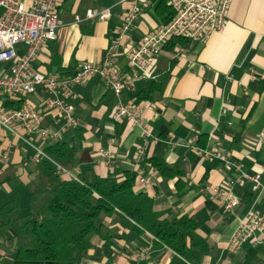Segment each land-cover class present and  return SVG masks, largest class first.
Segmentation results:
<instances>
[{
	"label": "crops",
	"instance_id": "0c3cea01",
	"mask_svg": "<svg viewBox=\"0 0 264 264\" xmlns=\"http://www.w3.org/2000/svg\"><path fill=\"white\" fill-rule=\"evenodd\" d=\"M151 1L129 34L133 43L160 23L155 15L158 0ZM127 7L120 0H61L58 12L63 24L57 38L42 48L33 68L62 78L74 75L84 62L101 64ZM103 9L111 12L108 21L87 18L88 11ZM23 48L22 54L17 51L19 55L26 52ZM116 65L123 75L132 76L125 56L118 57ZM12 66L0 65V74H10ZM154 76L137 81L120 98L123 103L149 101L154 106L143 113L150 137L129 119L115 120L119 100L98 76L73 87L77 98L67 103L75 110L76 127L66 128L56 110L44 112L43 104L50 97L44 87L28 96L43 114L41 127L60 134L57 144L66 146V154L53 158L50 148L56 144L44 141L37 132L0 128V209L13 202L27 204V186L40 176L43 162L62 166L66 170L59 176L62 180H79L82 173L90 172L97 182L107 178L121 182L130 172L137 179L135 192L154 200L159 220L185 216L198 220L196 235L208 243V252L198 264H264V241L258 233L239 248H229L231 236L251 210L264 214V195L253 192L252 182L239 178L234 168L207 160L196 150H214L220 143L222 154L240 165L242 173H260L264 184V144L258 142L264 130V0H232L222 32L206 43L189 41L165 50ZM151 82L159 89L146 98ZM7 102L14 103L13 108L23 103L0 95V105ZM38 149L46 158L36 163L33 158ZM174 165L179 170L161 174V166ZM140 176L149 183L139 184ZM231 181L240 204L227 209V201L215 199L209 189L229 190ZM106 226L109 239L92 236V248L80 264H195L150 233L140 232L134 221L119 212L106 219Z\"/></svg>",
	"mask_w": 264,
	"mask_h": 264
},
{
	"label": "built area",
	"instance_id": "2783aa9c",
	"mask_svg": "<svg viewBox=\"0 0 264 264\" xmlns=\"http://www.w3.org/2000/svg\"><path fill=\"white\" fill-rule=\"evenodd\" d=\"M61 0H0V65L12 63L10 74H0V95H7L10 99H22L19 108L0 105V128L13 130L21 127L27 134L37 132L44 141L57 144L59 133H52L42 128L43 114L38 111L26 98L33 95L38 88L44 87L50 95L44 104V112L56 110L64 117L66 128L76 127L74 108L67 103L76 99L73 87L93 77H100L106 87L113 92L119 102L114 113L116 121L129 119L133 124L143 129L146 137L151 132L143 120L146 110H154L149 101L141 104L132 102L123 103L120 98L123 91L132 89L140 80H153L154 68L165 47L174 39H186L206 43L210 37L222 32L227 25V15L232 0H168L173 12L171 20L154 27L145 33L137 43H133L129 34L136 26V22L143 15V9L152 5L151 0H120V4L128 7L123 15L122 24L117 30V37L108 47L105 58L101 64L84 62L79 65L77 72L72 76L54 77L35 70L33 63L38 59L39 53L48 41L57 38V31L62 26L58 8ZM88 19L98 18L108 21L111 18L109 9L99 12L88 11ZM76 21H80L79 17ZM23 45L26 52L19 55L17 45ZM125 56L133 71L132 76L123 75L116 65V60ZM157 118L158 115L154 114ZM157 142V138H154ZM258 142L264 144V130L259 134ZM221 144L217 149H196L199 156L213 161L218 160L227 167H232L252 182L253 192L264 195V184L261 174L248 176L241 171V166L230 161L222 154ZM104 157H110L109 152L101 151ZM45 157L42 149L37 150L33 158L39 163ZM57 175H63L66 170L55 164ZM241 181V180H239ZM139 184H147L149 180L138 178ZM234 182L228 183L229 190L223 187L209 189L211 195L218 200L227 201L226 208L234 209L240 202L233 196ZM258 233L264 241V214L251 210L246 219L230 238L229 248L237 249Z\"/></svg>",
	"mask_w": 264,
	"mask_h": 264
},
{
	"label": "trees",
	"instance_id": "16d2710c",
	"mask_svg": "<svg viewBox=\"0 0 264 264\" xmlns=\"http://www.w3.org/2000/svg\"><path fill=\"white\" fill-rule=\"evenodd\" d=\"M155 15L162 23L171 20L168 0H158ZM189 42L174 39L165 47L173 50ZM159 87L150 83L146 98ZM7 102L5 107L13 106ZM50 154L60 159L66 146L56 144ZM40 176L27 186L29 193L25 206L12 203L0 209V261L11 264H80L92 248L90 238L109 239L106 219L116 212L130 218L140 232H148L158 241L189 262L198 264L208 252L206 240L198 238L200 223L195 217H182L172 221L159 220L154 212V200L134 190L137 179L130 172L121 182L107 178L94 180L84 172L79 180H62L55 168L43 162ZM179 166V165H178ZM174 166H158L161 174L179 170ZM181 171L177 173L180 174ZM175 174V172H171ZM189 241V244H188ZM200 253L195 254V249Z\"/></svg>",
	"mask_w": 264,
	"mask_h": 264
},
{
	"label": "rangeland",
	"instance_id": "374dc122",
	"mask_svg": "<svg viewBox=\"0 0 264 264\" xmlns=\"http://www.w3.org/2000/svg\"><path fill=\"white\" fill-rule=\"evenodd\" d=\"M16 50H17L20 54H22V51L24 50V48H23V46H19V47L16 48ZM24 51H25V50H24ZM5 65H7V64H5ZM1 264H11V263H10L9 260H3V261L1 262Z\"/></svg>",
	"mask_w": 264,
	"mask_h": 264
}]
</instances>
